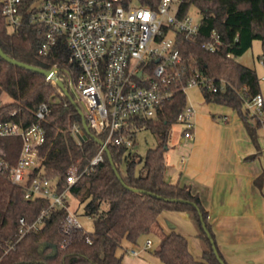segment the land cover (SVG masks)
<instances>
[{
    "label": "trees",
    "instance_id": "16d2710c",
    "mask_svg": "<svg viewBox=\"0 0 264 264\" xmlns=\"http://www.w3.org/2000/svg\"><path fill=\"white\" fill-rule=\"evenodd\" d=\"M139 1L153 7L158 3V0ZM192 6L201 14L199 35L196 41H184L181 52L208 76L227 81L224 91L202 88L204 98L207 102L215 101L235 108L260 152L257 133L263 124L245 107L246 98L262 92L260 78L255 68L243 64L237 57L249 50L255 39H259L262 42L259 58L264 64V0H185L181 14L188 13ZM212 29H217L222 36V44L215 52H209L200 45ZM43 40V29L37 25L24 24L11 31L0 7L2 49L11 57L35 66L57 67L58 76L76 100L73 103L44 74L0 56V98L4 92L12 98L5 103L0 101V122L14 120L28 126L36 120L38 107L43 103L49 104V113L41 121L45 129V140L39 146L41 165L33 170L32 175L43 174L57 180L58 190L63 191L68 187V171L74 166L82 171L101 145L91 136L78 142L72 133L75 123L83 127V120L79 113L82 106L71 89L69 79L76 80L81 67L70 61V49L63 37L45 54L39 51ZM187 104V94L179 86L155 117H133L131 147L108 143L123 181L145 191L128 189L116 175L106 152L93 171L82 174L70 186V195L80 199L83 211L92 219L93 228L88 231L79 228L65 231L62 221L67 210L56 208L44 217L39 229L20 236V218L24 217L28 223L36 221L41 212L49 208V201L43 197L27 198L24 187L12 182L9 169L18 160L22 138L0 137V159L8 164V168L0 173V264H124L118 254L123 242L137 243L142 235L151 233L158 226V216L164 210L187 212L197 227L203 247L202 259H196L189 250L185 235L176 231L163 233L153 253L164 264H222L219 257L229 264L218 247L209 210L201 193L191 183L167 179L166 145L178 115ZM141 128L152 131L158 140L156 146L148 148L143 156L134 150L136 132ZM99 137L105 139L104 134ZM258 152L249 158L257 157ZM261 180L262 176H259L256 181L259 184Z\"/></svg>",
    "mask_w": 264,
    "mask_h": 264
},
{
    "label": "built area",
    "instance_id": "2783aa9c",
    "mask_svg": "<svg viewBox=\"0 0 264 264\" xmlns=\"http://www.w3.org/2000/svg\"><path fill=\"white\" fill-rule=\"evenodd\" d=\"M184 1L158 0L153 7L139 0H0V7L11 31L24 24L43 29L41 53H47L59 38L66 40L70 61L81 67L77 79L70 78L69 84L82 103L91 131L98 137L104 134L102 140L106 144L131 147L133 117H155L179 86L185 93L190 86L213 92L224 91L228 86L224 78L208 76L182 54L184 41L197 40L201 22V18L196 19L189 12L181 14ZM221 44L222 36L217 29H212L200 42L209 52L217 51ZM245 101L264 125L263 93ZM49 110L48 103L41 104L35 112L36 120L28 126L14 120L0 122V137L22 138L21 151L16 164L9 169V178L24 187L27 198L43 197L49 201V208L36 221L28 223L24 217L20 218V236L39 229L44 217L56 208L67 210L62 221L65 231L89 230L83 219L90 217L68 204L71 203L70 186L82 174L95 169L103 160L105 150L100 146L82 171L72 167L66 175L68 187L63 191L58 190L57 180L43 174L33 176V170L41 165L39 146L45 140L41 121ZM194 113V106L188 103L178 115L177 123L183 126L185 139L194 137ZM72 133L78 142L87 138L79 123L73 125ZM184 159L182 156L181 160ZM7 168L8 164L0 159V173ZM87 241L91 242L89 235ZM151 244V239H147L143 248L149 249ZM139 251L129 250L132 255H138Z\"/></svg>",
    "mask_w": 264,
    "mask_h": 264
},
{
    "label": "crops",
    "instance_id": "0c3cea01",
    "mask_svg": "<svg viewBox=\"0 0 264 264\" xmlns=\"http://www.w3.org/2000/svg\"><path fill=\"white\" fill-rule=\"evenodd\" d=\"M242 63L254 68L253 63ZM180 141L187 143L189 151L180 156L178 165L169 163L166 158V175L170 177L167 179L191 183L201 193L218 247L229 264H264L262 151H257L244 122L238 126L236 121L219 122L208 112L203 115L196 112L194 137L185 139L181 134ZM256 152L257 157L249 158ZM182 156H185L184 161ZM259 176L262 180L258 184ZM171 231L185 235L190 252L196 259H202L203 247L197 227L187 212L177 210L161 212L158 226L151 233L142 235L137 243L125 240L118 254L124 264H164L153 250L159 246L162 234ZM151 236L156 238V248ZM144 239H151V248L140 246L144 245ZM132 248L139 249V254L132 255L129 252Z\"/></svg>",
    "mask_w": 264,
    "mask_h": 264
},
{
    "label": "rangeland",
    "instance_id": "374dc122",
    "mask_svg": "<svg viewBox=\"0 0 264 264\" xmlns=\"http://www.w3.org/2000/svg\"><path fill=\"white\" fill-rule=\"evenodd\" d=\"M189 13H191L196 19L201 18V14L195 6H192L189 9ZM261 53H262V42L259 39H255L253 41L251 48L243 56H241L239 58V60H240V62H244V63L249 64V65L250 64L252 65V63H253L254 68L256 69L257 74L260 78L261 91L264 95V64H263L262 60L259 58V55ZM186 94H187L188 103L192 102L194 104L196 112L198 114L203 115V113L208 112L212 119H216L219 122H223V119H225V121H228L230 124L232 122L234 123L236 121V123H238V126H242L243 120L235 108H233L230 105L218 103L215 101L207 102L205 100L203 92L199 86L188 87L186 90ZM75 96H76V99L80 102V104L82 106V103H81L78 95H75ZM11 99L12 98L10 97V95L8 93L4 92L1 95L0 101H1V103H5V102L10 101ZM246 106H247V104L245 102V107ZM244 109H246V108H244ZM195 113H194V117H193L194 122H195ZM250 113L252 114L251 111H250ZM182 129H183V126L180 123H176L175 125H173V127L171 129V137H170V140L168 142V148L166 149V158L168 159V162L171 164L174 163V164L178 165L180 156L182 154L187 155V153L189 151V149L187 148V145H186L187 143L184 144L183 142L180 141ZM257 134H258L257 142H258L260 149L262 151L261 152L262 153L261 154V157H262L261 162L264 166V125L258 129ZM157 141L158 140H157L156 135L154 133H152V131H150L149 129H146V128L138 129L136 132L137 144H136L134 150L138 154L143 156V155H145L148 148L156 146ZM254 160H252V162H254ZM167 178H170L169 175H167ZM70 199H71V206L73 208H79L80 211H83V205L80 203L79 198L71 196ZM83 223H84V226L86 227V229L90 230L93 228V223H92L91 218L85 217L83 219ZM151 238L153 240V248H156V246H157L156 238L154 236H151ZM144 242H146V239H144ZM140 246L143 247V245H140Z\"/></svg>",
    "mask_w": 264,
    "mask_h": 264
},
{
    "label": "water",
    "instance_id": "95a60500",
    "mask_svg": "<svg viewBox=\"0 0 264 264\" xmlns=\"http://www.w3.org/2000/svg\"><path fill=\"white\" fill-rule=\"evenodd\" d=\"M0 56H1L2 58H4L5 60H7V61L13 63V64H16V65H19V66H21V67H25V68H27V69H30V70H33V71H36V72L42 73V74H44L48 79H54L55 82H56V84H57V85H58V86L64 91V93H65V94L71 99V101H72L73 103L76 102V100L74 99L73 95L70 93L69 88L65 85V83L63 82V80L58 76V74H57V70H58V69H55V68H49V69H48V68H44V67H40V66H35V65L29 64V63H27V62L21 61V60H19V59L13 58V57H11L10 55H8V54L2 49L1 46H0ZM140 74H141V73H140ZM73 92H74L75 95H77L76 91H73ZM79 113H80V115H81V117H82V120H83V128H84V130H85V132H86V136H91V137L95 138L96 141H97L101 146L104 147V150H105V152L107 153V156H108V158H109V160H110V163L112 164L113 169H114L116 175L119 177V179H121L122 183H123L128 189H131V190H133V191H136V192H143V191H145L144 189H141V188L131 187V186L127 185V184L123 181L122 176H121V174H120V172H119L118 168L116 167L115 162H114V160H113L112 153H111V150H110V148H109V145L106 144V143H105L100 137H98L95 133H93V132L91 131V129H90L88 123H87V120H86V118H85V114H84V111H83L82 108H79ZM166 147H167V145H166ZM159 196H160V195H159ZM160 197H161V196H160ZM167 199L175 200V198H167ZM203 227L205 228V230H206V232L208 233L209 237H211V234L209 233V231H208V229H207V227H206V224H205L204 222H203ZM211 241H212V243H214V240H213V239H212ZM213 248H214L215 253L218 254V252H217V248H216L215 245L213 246ZM218 257H219V256H218ZM219 260H220V262H221L222 264H226V263L224 262V260L221 259L220 257H219Z\"/></svg>",
    "mask_w": 264,
    "mask_h": 264
}]
</instances>
